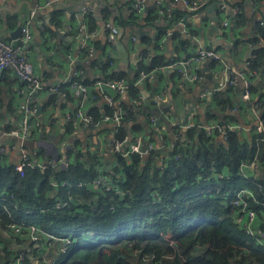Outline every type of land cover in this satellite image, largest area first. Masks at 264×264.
Masks as SVG:
<instances>
[{"label": "crops", "instance_id": "crops-1", "mask_svg": "<svg viewBox=\"0 0 264 264\" xmlns=\"http://www.w3.org/2000/svg\"><path fill=\"white\" fill-rule=\"evenodd\" d=\"M133 1H0V36L4 35L5 40L21 38L13 33L31 20V39L25 53L44 84L42 90L31 96V105L36 110L30 118L28 135L11 136L8 132L18 128L30 95L14 70L7 68L0 72L1 162L12 164L17 170L25 149L35 159L55 162L51 168L65 169L80 161L87 166L95 164L102 173L109 174L106 171L113 170L117 160L114 140L120 128L128 131L130 141L140 136L142 148L151 143L159 145L160 155L165 156L172 142L178 143L187 130L200 124L240 126L246 136L254 130L257 117L264 120V94L260 96L264 93V67L261 72H248V55L251 58L254 52L249 54V50L255 46L251 39L255 27L264 24V1L229 0V20L217 1L192 11L180 1L161 0L164 12L158 14L162 6L159 0H143L141 15L129 13ZM84 5L92 8V12L82 27L86 32H80L78 26L82 19L66 15L79 12ZM54 10L59 11L58 18H53ZM182 21L186 24L181 26ZM224 21L229 22L228 26L223 25ZM107 22L121 26L119 35L129 53L127 60L119 54L111 57L112 45L108 43L104 27ZM89 30L95 34L87 38ZM163 30L166 33L159 39ZM185 30L190 36L185 37ZM177 32L179 36L173 37ZM181 39H184L183 45ZM258 44L264 46V41ZM202 47L213 48L219 58L205 57L180 67L172 65L193 57ZM154 58H163L168 63L147 71L154 76L138 85L140 91L136 95L130 93V88L117 94L110 88L97 87H89L87 95L75 94L72 86L75 78L88 86L108 77L125 79L131 84L139 63L142 61L149 68ZM77 71L79 74L75 75ZM193 75L197 79H191ZM54 87L65 93L53 91ZM256 87L258 91L252 92L251 88ZM246 89L250 107L243 97ZM105 94L111 95L113 101L109 103ZM110 108L113 111L107 112ZM80 109L92 121L78 116ZM120 111L124 113L120 125L105 121V115ZM217 137L225 141L220 135ZM60 157L67 160H59ZM256 160L257 168L250 162L244 165V173L264 177V167ZM64 161L70 164L62 167L60 164ZM48 246L45 244L44 251L51 256L54 250L50 252Z\"/></svg>", "mask_w": 264, "mask_h": 264}, {"label": "trees", "instance_id": "trees-1", "mask_svg": "<svg viewBox=\"0 0 264 264\" xmlns=\"http://www.w3.org/2000/svg\"><path fill=\"white\" fill-rule=\"evenodd\" d=\"M55 17L59 11H53ZM177 36L179 32L173 35ZM261 41L264 24L255 27L251 39L261 47L249 58L250 73L264 67ZM167 63L154 58L145 68L141 61L130 93L140 91L134 83L141 70ZM217 135L189 129L166 158L158 150L147 157L117 153L113 170L106 172L128 190L125 194L78 186L101 172L95 164L77 161L65 169L29 168L20 175L14 165L0 161V264H18L22 249L32 257L21 264L39 263L47 254L45 244L54 250L47 256L56 264H264V243L245 232L232 205L237 190L253 189L259 200L258 222L264 226V177L242 170L254 159L264 167V140L255 127L246 136L238 129L229 131L225 141ZM125 136L128 131L120 128L117 139ZM11 222L37 225L42 246L34 247L28 234L18 236L7 228ZM61 239L69 240L64 253L58 251ZM127 250H136L137 260L128 259L123 254Z\"/></svg>", "mask_w": 264, "mask_h": 264}, {"label": "built area", "instance_id": "built-area-1", "mask_svg": "<svg viewBox=\"0 0 264 264\" xmlns=\"http://www.w3.org/2000/svg\"><path fill=\"white\" fill-rule=\"evenodd\" d=\"M3 1V0H0ZM175 2H182L184 5L189 7L192 11L200 10L202 7L207 5L211 1H217L220 4L221 11L225 14L228 18V1L229 0H174ZM264 1V0H262ZM162 6L158 8V14H163V2L159 0V5ZM129 13H134L141 15L144 12V3L143 0H135L132 2L131 6L129 7ZM92 12V8H90L88 5H84L81 7L80 11L77 13H71L66 15L68 18H78L82 19L83 23H79V31L80 32H86L82 27L84 26V21H86V18L88 17V14ZM34 15V12L32 13V16ZM76 16V17H75ZM81 21V22H82ZM229 22L224 21L223 25L228 26ZM31 20H27L22 27V37L19 38L16 41H7L5 39H2L0 37V72H2L5 69L11 68L14 70V72L17 74V76L24 82L25 87L28 90L29 93V100L25 108L24 115L19 122V126L16 130L9 131L8 134L11 136H21L26 137L29 132V122L31 116L34 114L36 108L31 105V96L34 93H37L38 91L42 90L44 88L43 80L40 77V75L36 74L34 72V67L30 59L26 55V50L29 46V42L31 39ZM105 29L108 32V43L110 45H114L118 43L120 40V25L116 22H107L104 25ZM95 34V31H88V34L86 35L87 38H90L92 35ZM205 57H210L213 59H218L219 54L217 51H215L213 48L209 47H202L199 48L198 51L194 54L193 57L185 60V61H177L173 63V66H179L180 65H186L190 64L193 61H198L200 59H203ZM79 74V71L75 72V75ZM154 76L153 72H147V71H140L139 76L137 77L135 81V85H140L145 81H148L152 79ZM191 79L195 80L197 79V75H193ZM72 86L75 88L76 96H81L86 94L88 90L91 87H97L101 90L104 89H112L115 91V93H123L128 90L130 87V84L125 79H112L110 77L98 79L96 80L91 86L83 85L80 83L78 78H75L72 82ZM90 87V88H89ZM53 91H60L62 93H65L64 91H61L59 87H54ZM62 95V94H61ZM106 99L110 102L113 101V97L109 94H105ZM246 105L249 106L250 104L247 102L249 99V91L248 89L245 90L244 96ZM158 101V100H157ZM256 107L253 108L255 111ZM123 112H114L110 115H105V121H116L118 125L121 124L122 118H123ZM78 116L83 117L86 120H91L92 117L88 115H84L81 112V109L78 110L77 113ZM92 121V120H91ZM205 129V132L207 134H219L222 138L226 139L228 132L232 131L236 128L235 125H228L223 126L221 124L217 123H211L207 124L205 126L201 125L200 129ZM255 131L259 134H261V138L264 140V120L257 117V124L255 126ZM130 143L129 145H127ZM177 142H172L168 149L172 150L175 148ZM162 145V144H161ZM160 148L159 145H156L154 143L149 144L146 148H142V139L140 136L135 137L134 140L130 141L129 135L125 136L122 139H115L114 140V151L118 154H122L124 156H130L134 153L139 154V156H149L152 152L157 151ZM36 156H34L31 153H28L27 150L22 149V159L16 166L18 172L20 174H24L25 170L29 167H36L40 168L42 170H46L48 168L54 167L55 162L51 160L41 161L38 159H35ZM64 158V157H62ZM61 157L59 158L62 159ZM66 159V158H64ZM67 160V159H66ZM252 162L254 167L257 168V160L254 159ZM70 164V162H62L60 165H63L62 167H67ZM245 165V164H244ZM244 165L242 166V170L244 172ZM213 175L215 177H222L219 173L214 172ZM52 184H55V182H52ZM62 184H66V182H62ZM88 186V187H94L100 190L104 191H110L115 190L118 194H125L128 193V190H123L119 185H117L113 179L110 177L107 173H98L97 177L92 181H84L78 184V186ZM259 203L258 198L256 197L253 189L251 188H241L237 190L235 197L232 200V205L237 210V221L241 224L243 229L246 233H248L251 236L257 237L261 242L264 243V226L261 225L258 222L257 217V211L255 209V204ZM7 228L11 229L13 232H16L18 236H25L28 234L30 236V239L34 243V247L42 246L40 244V229L35 224H17L14 222L8 223ZM17 238V236H15ZM59 242V252H65L68 247L69 240L68 239H61L58 240ZM171 245H174V242L171 240ZM22 246V244L20 245ZM25 251L26 249H22L21 256L18 257V264H21L22 261L25 259ZM39 264H55V261L47 256V254H43L42 259L40 260ZM157 264H161V262H158ZM256 264H262V263H256Z\"/></svg>", "mask_w": 264, "mask_h": 264}, {"label": "water", "instance_id": "water-1", "mask_svg": "<svg viewBox=\"0 0 264 264\" xmlns=\"http://www.w3.org/2000/svg\"><path fill=\"white\" fill-rule=\"evenodd\" d=\"M83 22H80V24H82ZM182 23V24H181ZM180 23V25L182 26L183 25V23L184 24H186V21H182ZM21 26L20 27H18L17 28V30L13 33L14 35H15V37H17V36H20V37H22V32H21ZM183 34L185 35V37H188V36H190V33L189 32H187L186 30L183 32ZM2 39H4V35H2V36H0ZM73 39H71V41H72ZM194 40H195V42H196V37H194ZM181 44L183 45L184 44V39H181ZM261 47V45H255V46H253V47H251L250 48V50H249V54H250V52L252 51V50H255V49H257V48H260ZM111 52L113 53L112 55H111V57H118V54H119V57H121L123 60H127V57H128V55H129V53H128V51L126 50V47H125V45H124V42L123 41H121V39H120V41L118 42V43H116V44H114L113 46H112V48H111ZM121 52V53H120ZM248 58H250V55H248ZM35 95H36V93H35ZM201 125L202 124H200L198 127H197V129L199 130L200 129V127H201ZM237 129L239 130L240 129V127H237ZM14 138H16V137H14ZM184 139V138H183ZM16 141H18V138H16ZM26 143H29L28 141H26Z\"/></svg>", "mask_w": 264, "mask_h": 264}, {"label": "rangeland", "instance_id": "rangeland-1", "mask_svg": "<svg viewBox=\"0 0 264 264\" xmlns=\"http://www.w3.org/2000/svg\"><path fill=\"white\" fill-rule=\"evenodd\" d=\"M237 127H240V126H237ZM237 127L235 128V129H237ZM240 129H241V127H240ZM239 129V130H240ZM22 252V251H21ZM21 252H20V256H21ZM124 255L125 254H127V256H128V259H130V260H133V261H135V260H137V257H138V253H137V251L136 250H134L132 253L130 252V250H127V252H124L123 253ZM28 257H32L31 256V253L29 252V251H25V256H24V258H28ZM145 259L147 260V258H144L143 260H142V263H144V261H145ZM36 261V260H35ZM31 264V263H30ZM39 264V263H38ZM56 264V263H55Z\"/></svg>", "mask_w": 264, "mask_h": 264}]
</instances>
